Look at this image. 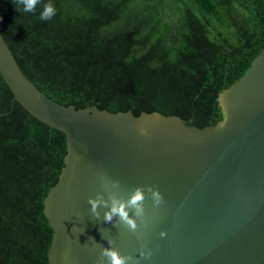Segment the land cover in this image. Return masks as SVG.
Instances as JSON below:
<instances>
[{"label": "trees", "instance_id": "16d2710c", "mask_svg": "<svg viewBox=\"0 0 264 264\" xmlns=\"http://www.w3.org/2000/svg\"><path fill=\"white\" fill-rule=\"evenodd\" d=\"M0 0V33L21 71L64 105L157 110L202 127L221 117L217 92L264 53L262 0H51L41 21ZM64 134L32 116L0 74V264H46L42 199Z\"/></svg>", "mask_w": 264, "mask_h": 264}, {"label": "water", "instance_id": "95a60500", "mask_svg": "<svg viewBox=\"0 0 264 264\" xmlns=\"http://www.w3.org/2000/svg\"><path fill=\"white\" fill-rule=\"evenodd\" d=\"M0 74L25 110L64 134L63 164L42 199L46 264H96L102 247L138 264H264L263 49L217 92L221 117L202 127L157 110L57 102L21 71L1 33ZM101 174L118 180L125 198L137 186L159 190L156 207L146 194V228L106 223L104 208L100 219L91 215ZM142 245L150 258L140 257Z\"/></svg>", "mask_w": 264, "mask_h": 264}, {"label": "clouds", "instance_id": "9594fccd", "mask_svg": "<svg viewBox=\"0 0 264 264\" xmlns=\"http://www.w3.org/2000/svg\"><path fill=\"white\" fill-rule=\"evenodd\" d=\"M41 4V0H16V11L24 13H34L37 5ZM56 15V7L51 0L44 3L42 11L39 14L41 21L51 20ZM143 129L141 133L143 134ZM100 187L102 191L96 193L95 197L88 198L91 215L95 219H100V212L98 208L106 209L103 213L104 222L112 223L114 218H118L120 224L125 226L128 231L137 233L138 223L143 227H147L145 220L144 201L146 194L152 200L153 206H159L163 203V197L159 190L152 185L137 186L131 189L127 198L118 194L120 189V182L118 180H111L101 174ZM107 196V198H105ZM117 227V225H115ZM165 232H161L160 236L164 237ZM139 238V236H138ZM109 245L113 243L108 240ZM140 257L148 259L151 257V250L146 249V245H142ZM96 264H138L135 257L131 255H121L119 251L113 247H102L100 251V258L97 259Z\"/></svg>", "mask_w": 264, "mask_h": 264}]
</instances>
